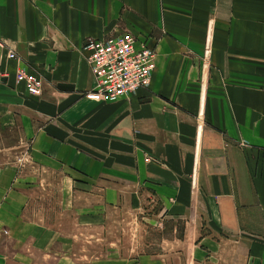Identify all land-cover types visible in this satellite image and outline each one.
Listing matches in <instances>:
<instances>
[{"label":"crops","instance_id":"0c3cea01","mask_svg":"<svg viewBox=\"0 0 264 264\" xmlns=\"http://www.w3.org/2000/svg\"><path fill=\"white\" fill-rule=\"evenodd\" d=\"M124 32L156 67L104 103ZM0 264H264V0H0Z\"/></svg>","mask_w":264,"mask_h":264},{"label":"built area","instance_id":"2783aa9c","mask_svg":"<svg viewBox=\"0 0 264 264\" xmlns=\"http://www.w3.org/2000/svg\"><path fill=\"white\" fill-rule=\"evenodd\" d=\"M87 52L90 71L94 79L95 96L104 103L128 99L140 89H147L155 70L156 52L137 36L124 32L101 39H88L83 46ZM10 60H17L15 54H8ZM17 83H23L31 96H40L43 80L30 73L24 66L17 68ZM16 162L21 165L27 156L25 150Z\"/></svg>","mask_w":264,"mask_h":264},{"label":"rangeland","instance_id":"374dc122","mask_svg":"<svg viewBox=\"0 0 264 264\" xmlns=\"http://www.w3.org/2000/svg\"><path fill=\"white\" fill-rule=\"evenodd\" d=\"M23 163H22V166L26 163L25 161H22ZM50 217H51V215H50ZM73 242H74V247L76 248V250H77V252H82L80 249L81 248H83V250H89V251H93L94 252V254L93 255H89V256H92L93 258H94V260H96L97 259V255H96V252H101V246H102V244L101 243H99V244H97L96 243V241L94 242V244L93 245H88L89 246V248L88 249H86L85 248V246H86V244H85V242L84 241H82V240H80V239H78V240H73ZM101 257V256H100Z\"/></svg>","mask_w":264,"mask_h":264},{"label":"bare ground","instance_id":"6f19581e","mask_svg":"<svg viewBox=\"0 0 264 264\" xmlns=\"http://www.w3.org/2000/svg\"><path fill=\"white\" fill-rule=\"evenodd\" d=\"M10 60V59H9Z\"/></svg>","mask_w":264,"mask_h":264}]
</instances>
